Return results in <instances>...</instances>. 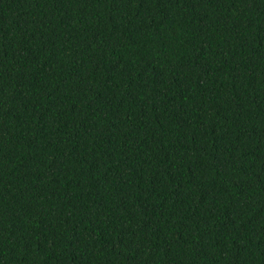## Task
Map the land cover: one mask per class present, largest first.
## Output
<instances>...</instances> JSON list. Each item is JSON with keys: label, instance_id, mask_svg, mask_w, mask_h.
Returning <instances> with one entry per match:
<instances>
[{"label": "trees", "instance_id": "obj_1", "mask_svg": "<svg viewBox=\"0 0 264 264\" xmlns=\"http://www.w3.org/2000/svg\"><path fill=\"white\" fill-rule=\"evenodd\" d=\"M0 264H264V0H0Z\"/></svg>", "mask_w": 264, "mask_h": 264}]
</instances>
